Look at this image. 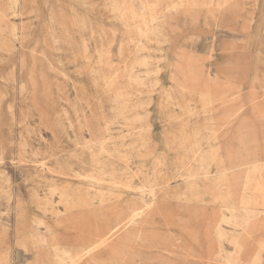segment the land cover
Masks as SVG:
<instances>
[{
	"label": "rangeland",
	"instance_id": "rangeland-1",
	"mask_svg": "<svg viewBox=\"0 0 264 264\" xmlns=\"http://www.w3.org/2000/svg\"><path fill=\"white\" fill-rule=\"evenodd\" d=\"M263 139L264 0H0V264H264Z\"/></svg>",
	"mask_w": 264,
	"mask_h": 264
},
{
	"label": "bare ground",
	"instance_id": "bare-ground-1",
	"mask_svg": "<svg viewBox=\"0 0 264 264\" xmlns=\"http://www.w3.org/2000/svg\"><path fill=\"white\" fill-rule=\"evenodd\" d=\"M110 4V3H109ZM240 98V97H239ZM235 101V100H234ZM239 101V100H238ZM234 103V102H233ZM237 103V102H236ZM242 107H243V105H242ZM242 107H240L239 109H243ZM235 112V111H234ZM239 112V111H238ZM237 113V112H236ZM240 113V112H239ZM237 115H239V114H237ZM254 116V115H253ZM260 119V118H259ZM249 128V127H248ZM252 133H253V131H252ZM256 138V137H255ZM263 141H264V139H263ZM262 143V142H261ZM264 143V142H263ZM258 144V143H257ZM257 146V145H256ZM260 146V145H259ZM262 146H263V144H262ZM264 149V148H263ZM263 149H262V151H263ZM257 157H258V164H261V167H263V165H264V153L263 152H258L257 151ZM42 174V173H41ZM123 184H125V182L123 183ZM127 186V185H126ZM129 187L130 188H134V186L133 185H129ZM139 189H141L143 192H148L149 190H148V187L147 186H145V185H142V186H140L139 187ZM148 193H152V191L150 190ZM253 227V226H252ZM254 228V227H253ZM103 246H101V248H102ZM71 255V254H70Z\"/></svg>",
	"mask_w": 264,
	"mask_h": 264
}]
</instances>
